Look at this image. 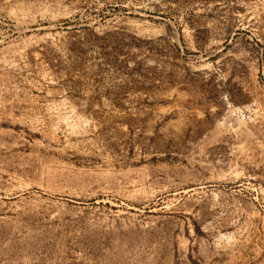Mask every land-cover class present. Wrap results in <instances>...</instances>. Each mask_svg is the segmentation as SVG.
<instances>
[{
    "label": "rangeland",
    "instance_id": "374dc122",
    "mask_svg": "<svg viewBox=\"0 0 264 264\" xmlns=\"http://www.w3.org/2000/svg\"><path fill=\"white\" fill-rule=\"evenodd\" d=\"M14 183L0 264H264V0H0Z\"/></svg>",
    "mask_w": 264,
    "mask_h": 264
},
{
    "label": "bare ground",
    "instance_id": "6f19581e",
    "mask_svg": "<svg viewBox=\"0 0 264 264\" xmlns=\"http://www.w3.org/2000/svg\"><path fill=\"white\" fill-rule=\"evenodd\" d=\"M16 184L15 183L13 185L0 184V212L3 208V205H8V204H11L12 202H16V201L24 204V203H26L25 201L28 198H41V197H44L45 194H47L45 189L36 187L33 184H26V183L25 184H18V185H16ZM203 187H204V185L203 186L202 185H196V184L192 185V186L187 185L186 189L184 191L185 192L187 191V192L199 193L200 190H198V189H201Z\"/></svg>",
    "mask_w": 264,
    "mask_h": 264
}]
</instances>
